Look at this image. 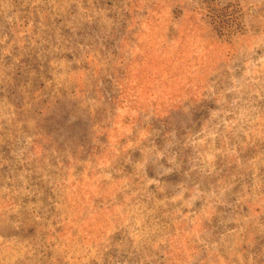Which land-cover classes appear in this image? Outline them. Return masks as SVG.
<instances>
[{
    "label": "rangeland",
    "instance_id": "rangeland-1",
    "mask_svg": "<svg viewBox=\"0 0 264 264\" xmlns=\"http://www.w3.org/2000/svg\"><path fill=\"white\" fill-rule=\"evenodd\" d=\"M0 264H264V0H0Z\"/></svg>",
    "mask_w": 264,
    "mask_h": 264
}]
</instances>
